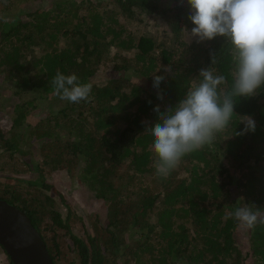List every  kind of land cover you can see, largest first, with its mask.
Instances as JSON below:
<instances>
[{"label":"trees","instance_id":"obj_1","mask_svg":"<svg viewBox=\"0 0 264 264\" xmlns=\"http://www.w3.org/2000/svg\"><path fill=\"white\" fill-rule=\"evenodd\" d=\"M11 6L12 17L0 19V72L8 82L0 87L8 90L6 97L0 94V110L11 113L10 130L0 127V171L7 163H23L32 177H3L9 184L0 190V199L27 214L52 262L264 264V224L246 227L247 240L239 245L235 233L245 226L232 215L250 207L264 218V87L251 98H237L229 127L211 146L186 155L166 179L156 175L159 161L146 132L202 79L201 69L224 75L221 87L231 91L234 63L227 39L181 42L182 32L194 27L188 0H36L32 8ZM155 13L172 35L171 48L153 35L138 37L128 30L141 15ZM157 61L171 67L167 76L155 74L164 77L158 89L151 75ZM108 62L113 66L101 83ZM58 71L91 84V99H59L52 84ZM42 101L46 107L38 108ZM62 101L63 108L52 114V104ZM37 109L47 116L27 132L26 120ZM57 116L69 121L73 141L58 139ZM241 116L255 120L254 132L235 135L244 128ZM89 124L92 128L84 131ZM69 158L83 162L79 181L100 201L90 205L92 234L85 229L86 243L72 234L68 217L49 210L53 191L44 182L45 168L70 172ZM18 184L37 192H24ZM6 258L5 264H12ZM249 258L252 262L246 263Z\"/></svg>","mask_w":264,"mask_h":264},{"label":"clouds","instance_id":"obj_2","mask_svg":"<svg viewBox=\"0 0 264 264\" xmlns=\"http://www.w3.org/2000/svg\"><path fill=\"white\" fill-rule=\"evenodd\" d=\"M191 8L189 19L194 25L189 41L197 42L225 37L230 43L234 63L231 91L221 86L224 75L212 68L201 69L198 83H194L186 96L174 108L158 117L159 122L146 129L153 137L152 150L158 158L156 175L167 178L182 159L211 146L218 133L227 129L235 114L237 98H251L264 87V0H188ZM188 41V42H189ZM212 65L217 56H212ZM164 77L153 75V87L159 88ZM55 94L70 103L91 99L92 85L80 83L75 73L57 72L52 79ZM154 111L159 112V107ZM244 128L235 135L255 131V120L241 116ZM245 227L252 229L264 224L260 211L240 207L232 214Z\"/></svg>","mask_w":264,"mask_h":264},{"label":"rangeland","instance_id":"obj_3","mask_svg":"<svg viewBox=\"0 0 264 264\" xmlns=\"http://www.w3.org/2000/svg\"><path fill=\"white\" fill-rule=\"evenodd\" d=\"M166 0H159V3L164 2L165 3ZM36 3V0H8V2H6L5 0H0V19L4 16H7L8 18H11L13 15V10L15 9L12 5H17V6H22L24 8H32L33 4ZM143 18L140 20H136L131 22L128 25V30L129 31H133L134 34L136 36H140L144 33L146 34H150L153 35L156 38V41L158 44H162L164 42V46L166 48H171V42L172 41V35L165 31L166 25H164L163 19L161 16L157 15L156 13L153 14L151 17L146 18L145 15H141ZM190 30H184L182 32V35L180 37V41L181 42H186V43H193V42H197L196 38H192L189 41V33ZM189 41V42H188ZM180 42V43H181ZM180 43L174 47V59H180V52H181V46ZM198 43V42H197ZM173 48V47H172ZM158 52H156V57L158 58ZM157 69L151 73V75H155L158 72L161 73L163 76H167L168 74L171 73L170 66H163L161 65L160 62L157 61ZM113 63L112 62H108L106 64V66L104 67L105 70L102 69V76L98 79V81H101V83L103 82L102 80L104 79V76H109L110 75V69H112ZM99 72H101L100 68H99ZM4 72H0V83L2 84L0 87H4L8 85V82L4 81ZM135 78V75L133 76ZM4 92H1V88H0V94L2 97H6L8 94V90L4 89ZM12 98V96H11ZM26 98V97H24ZM43 102V103H42ZM36 104V106L38 108L46 107V103L47 101H42ZM51 102H55L53 101V98H51ZM58 103V102H57ZM64 101L60 102V104H52V108H53V112L52 114L57 115V112L60 111L63 108L64 105ZM69 113V112H68ZM10 114L11 113H7V111L3 108L2 110H0V127L4 128V131L6 130H10ZM47 112L46 110H44V112L39 111L38 109L34 111V113L32 114V117H30L29 119L26 120L25 129H28L27 132H29V130H36V127L44 121V119L46 118ZM72 117H75V114L72 113L70 114ZM56 117V116H55ZM58 117V116H57ZM59 121V126L55 129V132L58 136V139L62 140V141H73V137L71 136V134H68L69 131L68 129L70 128V126L68 125V122L66 123V120L62 119L61 116L58 117ZM75 119V118H74ZM71 119V120H74ZM66 123V127L64 129H61L60 127ZM92 124V123H90ZM88 125L84 128V131L90 130L89 127L92 128L91 125ZM54 126V121L50 122V127ZM17 130V129H16ZM26 132V133H27ZM30 138V137H29ZM51 138H55V133L52 132V137ZM29 141V139H26V142ZM35 143V141H34ZM4 157H8V156H4ZM27 160V157H26ZM69 162L65 163L66 165H72V169L71 171H67V169L65 170H57V171H49L48 168H45V172L43 174L44 176V182L51 188V190L53 191H42V192H48L51 193L52 192V197H50V199L52 198V202H50V199L48 201V203L50 205H52V207H50L49 210H58L62 217L64 219H66L68 217V221L70 224V231L72 232L73 235H75L78 238H81L82 240H84V243H86V240L84 238V231L86 229V231H89L91 229V226L89 224L90 222V214L88 215V212L91 209L92 203H97L98 205H100V201L94 199L93 195L90 194V192H88L85 188L86 185H83L82 183H80L79 178H80V174L82 173L81 168L84 166L82 161H78L74 162L71 158L68 159ZM4 171H0V176H2L1 180H0V190L4 189V187L6 185L9 184V182H6L3 177L5 176H17L19 178L22 179H31L32 177V172L29 171V168L27 167V165L23 164V163H19L17 165L11 164V163H7L4 166ZM16 186H20L22 187L24 192H30L32 194H35L37 191H35V189L33 188H27L26 184H18ZM39 200H43V197L39 198ZM91 205V206H90ZM93 207V206H92ZM69 212V214H68ZM66 214H68L67 216H65ZM102 216H103V211H102ZM79 219V220H78ZM245 228L239 229L236 231L235 233V237L236 240L238 242L239 245H243L244 242H246L247 240V236L245 234ZM63 232V230H62ZM90 232V231H89ZM90 234H92L90 232ZM67 243L69 244L70 241L68 239H66ZM243 247V251H246L245 245L242 246ZM7 258L4 255V253L2 252V250L0 249V264H5L7 262ZM252 262V260L249 258L246 260V263Z\"/></svg>","mask_w":264,"mask_h":264},{"label":"water","instance_id":"obj_4","mask_svg":"<svg viewBox=\"0 0 264 264\" xmlns=\"http://www.w3.org/2000/svg\"><path fill=\"white\" fill-rule=\"evenodd\" d=\"M0 247L12 264H53L25 212L0 199Z\"/></svg>","mask_w":264,"mask_h":264},{"label":"flooded vegetation","instance_id":"obj_5","mask_svg":"<svg viewBox=\"0 0 264 264\" xmlns=\"http://www.w3.org/2000/svg\"><path fill=\"white\" fill-rule=\"evenodd\" d=\"M54 264V263H53Z\"/></svg>","mask_w":264,"mask_h":264}]
</instances>
